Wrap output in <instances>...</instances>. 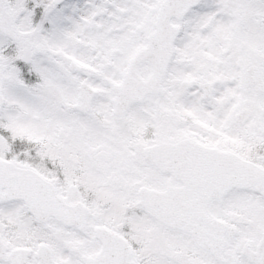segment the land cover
<instances>
[{"label":"snow or ice","instance_id":"6c2138e0","mask_svg":"<svg viewBox=\"0 0 264 264\" xmlns=\"http://www.w3.org/2000/svg\"><path fill=\"white\" fill-rule=\"evenodd\" d=\"M0 264H264V0H0Z\"/></svg>","mask_w":264,"mask_h":264}]
</instances>
